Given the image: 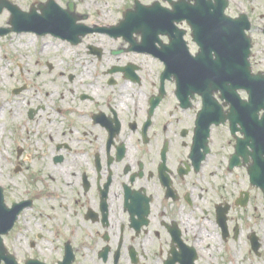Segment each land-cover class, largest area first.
<instances>
[{"label": "flooded vegetation", "instance_id": "af4514ba", "mask_svg": "<svg viewBox=\"0 0 264 264\" xmlns=\"http://www.w3.org/2000/svg\"><path fill=\"white\" fill-rule=\"evenodd\" d=\"M1 1L15 82L0 89L12 96L0 99L11 107L0 149L7 176L37 184L20 198L19 219L38 205L40 226L20 263L264 264V191L250 163L230 164L228 125L206 138L201 116L213 97L228 112L210 76L236 59L227 66L175 7L205 1L214 15L220 1ZM225 1L227 15H248L252 72L264 75V0Z\"/></svg>", "mask_w": 264, "mask_h": 264}, {"label": "water", "instance_id": "95a60500", "mask_svg": "<svg viewBox=\"0 0 264 264\" xmlns=\"http://www.w3.org/2000/svg\"><path fill=\"white\" fill-rule=\"evenodd\" d=\"M219 10L214 15H206L209 13L206 10H202L203 6L207 4L205 1L196 2L191 5L190 2H181L175 5L176 12L179 17H187L190 20L192 26L199 27L203 34L208 37V48L210 42V34L215 36V47L219 50L230 49L235 47L237 49L236 62L237 71H233L232 74L227 72L225 80L219 73L216 78H211V83H215V90H221V98H225L231 102V106L228 113H223L221 106L214 100L213 113L204 108L203 118L208 119V127L212 123L219 125L220 123H226V120L231 122V132L236 138L235 154L231 158L230 164L233 166H242L252 159L250 166L248 167V174H250V180L252 184L259 186L264 191V116L261 120L258 119V112L261 108H264V77H253L251 75V67L249 62V54L251 48V38L247 36L246 31L250 29L246 17H240L232 19L225 15L224 9L226 8L225 0H219ZM4 2L0 0V12L3 9ZM203 5V6H202ZM162 20L168 19L167 16H161ZM195 19L198 21L197 24ZM150 20L148 23H152ZM223 46V47H222ZM211 49V48H209ZM226 63L230 58L225 55ZM170 72V69H167ZM257 81L259 86H253L252 82ZM260 80V82H259ZM228 82V86L225 83ZM233 82L235 85H232ZM243 86L249 94L250 101L240 100L237 91L238 87ZM214 90V89H213ZM207 127V128H208ZM208 132V130H207ZM243 134V137H239L237 133ZM208 136V133H207ZM243 158L244 162L241 163ZM13 208H8L5 204V196H3V188L0 186V264L5 261L6 264H18L15 257L11 255L6 249L4 244L3 235L8 234L13 225L18 219L20 212L26 207L24 202L20 204H14ZM39 264L38 262H35ZM28 264H34L28 262Z\"/></svg>", "mask_w": 264, "mask_h": 264}, {"label": "rangeland", "instance_id": "374dc122", "mask_svg": "<svg viewBox=\"0 0 264 264\" xmlns=\"http://www.w3.org/2000/svg\"><path fill=\"white\" fill-rule=\"evenodd\" d=\"M258 37L263 39V36L259 35ZM10 52L11 47L8 45V42L5 39L0 40V89H8L15 82V80L10 77L12 75V70L9 68L12 61ZM0 99L3 101V103L11 105L10 99H12V96L10 94L6 93L3 96L0 94ZM6 110L7 112H10L11 107ZM217 133L223 138H226V140H229L231 138V135L223 128L219 129ZM1 151L2 149H0V185L4 186V188L6 189L4 196L6 198V204L9 206L11 205V200L16 199L18 201L20 200V198L25 197L26 195L24 191H26V189L30 188L31 186L35 188L37 184L35 177L32 176H30L29 178L22 177V175L20 174L14 175L12 177H10L9 175L7 176V167L4 164ZM9 167L11 168L10 164ZM37 207L38 205H36L35 209L27 210L25 213H22L21 218L14 226L15 228L11 231L10 234L4 237L7 249H9L10 252L15 253L17 259H19L21 263H23L24 260H26V258L30 256L32 252V250L28 246V226L33 225L35 226V230H40V226L36 225V223L39 221V218L37 216ZM30 219H32L31 222H29ZM37 246L38 247H36L35 252H41L40 254H43L45 248L43 242L37 241Z\"/></svg>", "mask_w": 264, "mask_h": 264}, {"label": "bare ground", "instance_id": "6f19581e", "mask_svg": "<svg viewBox=\"0 0 264 264\" xmlns=\"http://www.w3.org/2000/svg\"><path fill=\"white\" fill-rule=\"evenodd\" d=\"M8 108H9V107H8L7 104H6L5 106L2 105V106L0 107V112L3 113V112H5V111H7L6 109H8Z\"/></svg>", "mask_w": 264, "mask_h": 264}]
</instances>
